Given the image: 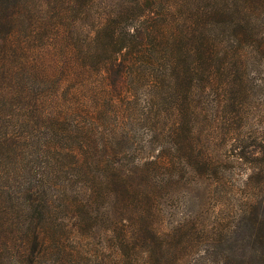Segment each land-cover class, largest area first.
Returning <instances> with one entry per match:
<instances>
[{
	"label": "trees",
	"instance_id": "1",
	"mask_svg": "<svg viewBox=\"0 0 264 264\" xmlns=\"http://www.w3.org/2000/svg\"><path fill=\"white\" fill-rule=\"evenodd\" d=\"M7 112L0 264H84L101 223L104 259L87 264L226 243L207 264H264V0H0ZM190 185L228 221L203 208L163 232Z\"/></svg>",
	"mask_w": 264,
	"mask_h": 264
},
{
	"label": "rangeland",
	"instance_id": "2",
	"mask_svg": "<svg viewBox=\"0 0 264 264\" xmlns=\"http://www.w3.org/2000/svg\"><path fill=\"white\" fill-rule=\"evenodd\" d=\"M9 113L10 112H7L6 115L0 119V123L4 122L2 123L5 127L4 132L9 131V133H12L15 119L11 120V118H9L8 116L11 115ZM0 132H2V127L0 129ZM234 173L235 174H233V176L237 178L236 186L238 187L241 185V183H245L248 180L249 175L251 174L247 170L243 171V168L241 167H237ZM187 188L190 189L188 194H184L185 196H182L181 192H179L178 197L175 198L174 201L169 202L167 206L164 207L165 218L164 223L161 226L163 232L168 231L171 228V225L182 223L183 220L187 219V217L191 214H195L198 212L203 213V208L208 210L209 212L208 217L211 218L210 223L213 224L220 219H225V222L228 221L229 210H226V208L222 206L221 199L219 198L218 193H213V195L210 197L208 196V198L204 187L190 185ZM241 197L242 196L238 194V196L236 195L232 198H234L235 200V198L240 199ZM204 214L203 216L206 215ZM103 226L104 224L101 223V226L95 229L89 236V238L83 242L82 252L86 257L84 264L95 262L96 260L102 261L104 259L103 252L106 244H104L105 230L102 228ZM200 238L201 235L195 237L196 240H199ZM207 247V244H203L198 248L186 251L178 264H207L210 255H213L214 257L222 255L225 251L229 250L232 247V244L226 243L223 246H218L216 247L217 249H215V251L213 250L211 252L207 251Z\"/></svg>",
	"mask_w": 264,
	"mask_h": 264
}]
</instances>
